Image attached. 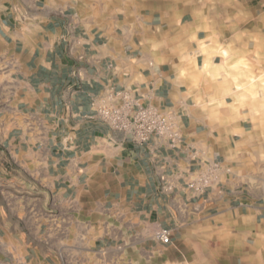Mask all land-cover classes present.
<instances>
[{
  "label": "crops",
  "instance_id": "obj_1",
  "mask_svg": "<svg viewBox=\"0 0 264 264\" xmlns=\"http://www.w3.org/2000/svg\"><path fill=\"white\" fill-rule=\"evenodd\" d=\"M191 7L0 0V264H173L212 210L264 221V109ZM117 91L172 111L182 144L111 130L96 108Z\"/></svg>",
  "mask_w": 264,
  "mask_h": 264
},
{
  "label": "rangeland",
  "instance_id": "obj_2",
  "mask_svg": "<svg viewBox=\"0 0 264 264\" xmlns=\"http://www.w3.org/2000/svg\"><path fill=\"white\" fill-rule=\"evenodd\" d=\"M181 1L189 3L205 23L212 49L242 69L239 79L255 106L264 109V0ZM216 213L212 210L211 226L198 217L196 232L183 237L189 246L175 247L169 253L178 260L173 264H264V221L254 227L245 219L243 225L251 229L247 231L235 227L236 218L227 226Z\"/></svg>",
  "mask_w": 264,
  "mask_h": 264
},
{
  "label": "built area",
  "instance_id": "obj_3",
  "mask_svg": "<svg viewBox=\"0 0 264 264\" xmlns=\"http://www.w3.org/2000/svg\"><path fill=\"white\" fill-rule=\"evenodd\" d=\"M108 104L96 108L101 121L111 130L126 134L137 145L146 144L151 139H161L171 147H177L183 138L177 127V119L172 111L141 103L128 91H117L106 97ZM224 171L218 161L208 162L196 177L187 184V188L198 193L204 192L218 181ZM155 238L163 245L171 243V232L162 228Z\"/></svg>",
  "mask_w": 264,
  "mask_h": 264
}]
</instances>
